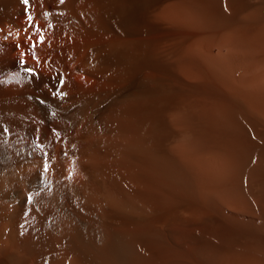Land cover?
Returning a JSON list of instances; mask_svg holds the SVG:
<instances>
[{"label": "bare ground", "instance_id": "bare-ground-1", "mask_svg": "<svg viewBox=\"0 0 264 264\" xmlns=\"http://www.w3.org/2000/svg\"><path fill=\"white\" fill-rule=\"evenodd\" d=\"M0 264H264V0H0Z\"/></svg>", "mask_w": 264, "mask_h": 264}, {"label": "snow or ice", "instance_id": "snow-or-ice-1", "mask_svg": "<svg viewBox=\"0 0 264 264\" xmlns=\"http://www.w3.org/2000/svg\"><path fill=\"white\" fill-rule=\"evenodd\" d=\"M22 2L25 4V5H28L29 4V0H22ZM63 2V0H61V3ZM28 21H29V24H30V26H31V21H32V17L29 15L28 17ZM36 30L37 31H41L40 30V28H39V26H36ZM8 37H5V39H7ZM43 39H44V37H43V34H42V32H41V36H40V42H43ZM33 47H35V45H33ZM21 64L23 63V61H21L20 62ZM23 71L27 74V75H30V76H34V75H36L31 69H28V68H24L23 69ZM12 80H20V72L18 71V72H15L14 74H12V76L10 77ZM64 83H65V80L63 79V77H59L58 78V85L55 87V89L51 92V95H53L54 97H63L65 94H63L62 92H61V88H62V86L64 85ZM38 99V102H40V103H43V101L42 100H40V98H37ZM9 132V129H7V128H4L3 129V133L4 134H7ZM49 170V168H48V164L47 163H45V165H44V171H48ZM69 178H71V173L69 174ZM27 200H28V202L29 203H31V201H32V197L29 195L28 197H27Z\"/></svg>", "mask_w": 264, "mask_h": 264}]
</instances>
